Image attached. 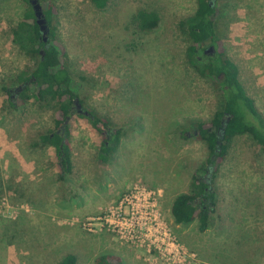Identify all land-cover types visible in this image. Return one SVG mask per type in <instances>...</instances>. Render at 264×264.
I'll return each instance as SVG.
<instances>
[{
	"label": "rangeland",
	"instance_id": "rangeland-1",
	"mask_svg": "<svg viewBox=\"0 0 264 264\" xmlns=\"http://www.w3.org/2000/svg\"><path fill=\"white\" fill-rule=\"evenodd\" d=\"M35 1L55 6L56 39L80 99L122 137L111 162L102 163L103 137L88 119L72 116L74 171L60 179L55 148L40 140L55 127L53 104L36 102L33 91L22 97L16 81L34 66L12 35L28 4L0 0V264H58L69 254L78 264H97L102 256L110 264H264L263 146L250 135L236 136L222 163L197 172L208 149L195 126L209 127L221 104L213 81L189 62L179 28L195 14L197 0H108L103 9L91 0ZM217 1L220 49L238 66L264 122V0ZM139 9L157 12L159 28L137 31ZM5 88L14 92L16 107ZM194 177H209L216 193L205 232L198 222L185 227L170 216L173 199L191 193ZM135 186L157 193L183 249L178 259L122 244L105 229H84L86 219L105 214Z\"/></svg>",
	"mask_w": 264,
	"mask_h": 264
},
{
	"label": "trees",
	"instance_id": "trees-1",
	"mask_svg": "<svg viewBox=\"0 0 264 264\" xmlns=\"http://www.w3.org/2000/svg\"><path fill=\"white\" fill-rule=\"evenodd\" d=\"M98 8H105L108 0H91ZM28 11L12 27L13 40L34 61L33 67H27L16 77L22 86L20 94L27 99L33 91V99L54 108L53 130L40 135V140L56 150L60 179L67 180L74 170L70 139L69 120L74 115L89 120L94 129L103 137L98 160L111 162L121 144L122 131L115 129L107 119L88 109L80 99L79 87L74 84L72 73L66 63V54L56 39L53 22L57 20L55 6L51 1L42 4L44 18L49 26V42L44 43L43 32L38 24L34 4L35 0H25ZM223 17L217 0H197V9L193 16L181 21L179 28L187 40V57L202 77L209 78L215 84L220 99V110L206 127L197 124V138L206 144L208 159L197 172H207L210 167L222 163L231 140L239 135H250L264 148V122L254 100L248 95L239 80L238 66L220 49L222 41ZM134 25L140 33H151L159 28L161 18L151 9H139L134 16ZM208 48L214 51L206 53ZM10 104L16 107L14 92L5 88ZM82 105L80 113L76 102ZM196 176V175H195ZM191 193H180L172 201L170 216L176 225L190 226L198 222L200 232L210 228L211 215L215 209V190L207 179L194 177ZM97 264H110L106 256L97 259ZM58 264H78L75 255L65 256ZM119 264V263H118Z\"/></svg>",
	"mask_w": 264,
	"mask_h": 264
},
{
	"label": "built area",
	"instance_id": "built-area-1",
	"mask_svg": "<svg viewBox=\"0 0 264 264\" xmlns=\"http://www.w3.org/2000/svg\"><path fill=\"white\" fill-rule=\"evenodd\" d=\"M83 226L88 233L105 229L122 244L155 251L169 260L183 252L160 213L157 193L144 187H133L105 214L86 219Z\"/></svg>",
	"mask_w": 264,
	"mask_h": 264
},
{
	"label": "water",
	"instance_id": "water-1",
	"mask_svg": "<svg viewBox=\"0 0 264 264\" xmlns=\"http://www.w3.org/2000/svg\"><path fill=\"white\" fill-rule=\"evenodd\" d=\"M35 14H36L38 24L42 27L44 25V19H43L44 15H43L42 8L39 4L35 6ZM76 104L78 106V110L80 113H84L88 115L87 112L82 111V105L80 104V102L77 101Z\"/></svg>",
	"mask_w": 264,
	"mask_h": 264
},
{
	"label": "flooded vegetation",
	"instance_id": "flooded-vegetation-1",
	"mask_svg": "<svg viewBox=\"0 0 264 264\" xmlns=\"http://www.w3.org/2000/svg\"><path fill=\"white\" fill-rule=\"evenodd\" d=\"M36 5H38V3L36 2L35 4H34V10H35V6ZM39 5L41 6L42 4H40L39 3ZM41 8H42V6H41ZM42 11H43V9H42ZM36 15V14H35ZM44 15V14H43ZM43 19H44V25L41 27L40 26V28H41V30H42V32H43V38H44V43H48L49 42V34H50V29H49V26H48V24H47V22H46V20H45V18L43 17ZM214 51V49L213 48H210L209 49V51H207V52H213ZM77 108H78V106H77ZM209 171H210V168H209ZM209 179V177H207V180ZM210 180V179H209Z\"/></svg>",
	"mask_w": 264,
	"mask_h": 264
},
{
	"label": "crops",
	"instance_id": "crops-1",
	"mask_svg": "<svg viewBox=\"0 0 264 264\" xmlns=\"http://www.w3.org/2000/svg\"><path fill=\"white\" fill-rule=\"evenodd\" d=\"M17 155V154H16ZM18 156V160H19V164H22L23 162H22V160H21V158H20V156L19 155H17ZM73 165H74V163H73ZM74 171V170H73ZM73 174V173H72ZM72 176V175H71Z\"/></svg>",
	"mask_w": 264,
	"mask_h": 264
}]
</instances>
